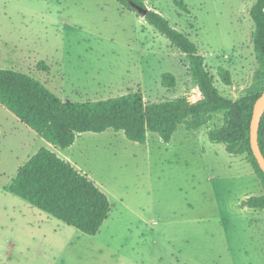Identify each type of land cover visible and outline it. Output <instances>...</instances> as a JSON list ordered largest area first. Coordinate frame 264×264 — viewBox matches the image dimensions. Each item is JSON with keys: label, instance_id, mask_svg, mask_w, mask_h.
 Returning <instances> with one entry per match:
<instances>
[{"label": "rangeland", "instance_id": "374dc122", "mask_svg": "<svg viewBox=\"0 0 264 264\" xmlns=\"http://www.w3.org/2000/svg\"><path fill=\"white\" fill-rule=\"evenodd\" d=\"M143 1L190 36L224 97L264 89L255 81L256 0H179L188 11L173 0ZM0 69L30 75L73 103L133 92L147 103L203 99L187 57L116 0H0ZM165 74L175 87H163ZM223 123L217 114L198 131L181 127L170 143L154 133L145 144L114 130L85 133L62 149L0 105V264H264V212L245 205L264 189L247 156L210 141ZM42 148L72 160L109 197L111 213L96 236L10 193Z\"/></svg>", "mask_w": 264, "mask_h": 264}, {"label": "trees", "instance_id": "16d2710c", "mask_svg": "<svg viewBox=\"0 0 264 264\" xmlns=\"http://www.w3.org/2000/svg\"><path fill=\"white\" fill-rule=\"evenodd\" d=\"M123 10H147L144 19L173 47L183 53L191 68L192 79L203 99L191 103L177 98L161 103H147L141 92H133L103 101L73 103L63 101L34 77L0 69V105L53 146L71 148L85 133L102 134L108 130L123 132L129 141L145 144L148 134L170 143L181 127L198 131L224 114L222 127L209 133L213 143L225 145L234 156H247L264 189V172L251 147V122L259 93L233 101L224 97L215 85L205 58L190 36L174 28L158 11L143 0H116ZM183 11L187 6L173 0ZM255 24L254 49L259 62L255 81L264 86V0H256L250 12ZM48 71L49 67L40 64ZM223 82L232 84L231 74L218 69ZM172 74L162 77L165 88L176 86ZM259 146L264 156V114L259 128ZM10 193L87 236H96L111 213L109 197L87 175L53 151L42 148L20 168L10 186ZM246 207L264 212V195L251 197Z\"/></svg>", "mask_w": 264, "mask_h": 264}, {"label": "water", "instance_id": "95a60500", "mask_svg": "<svg viewBox=\"0 0 264 264\" xmlns=\"http://www.w3.org/2000/svg\"><path fill=\"white\" fill-rule=\"evenodd\" d=\"M143 17L146 16L147 10H142L139 9L138 11ZM264 114V93L262 96L257 100L255 107H254V112H253V118L251 122V147L252 151L258 161V164L260 168L264 172V156L261 152L260 146H259V128H260V123L262 120Z\"/></svg>", "mask_w": 264, "mask_h": 264}, {"label": "crops", "instance_id": "0c3cea01", "mask_svg": "<svg viewBox=\"0 0 264 264\" xmlns=\"http://www.w3.org/2000/svg\"><path fill=\"white\" fill-rule=\"evenodd\" d=\"M27 127V126H26ZM0 135H1V130H0ZM81 136H79L77 139H79ZM74 146V145H73ZM62 158V157H61ZM63 159H65V158H63ZM65 160H67L68 161V159H65ZM70 161V160H69ZM70 162H72V160L70 161Z\"/></svg>", "mask_w": 264, "mask_h": 264}]
</instances>
